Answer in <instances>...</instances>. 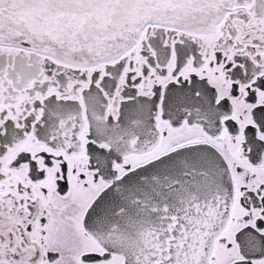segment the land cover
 Returning <instances> with one entry per match:
<instances>
[{
  "label": "snow or ice",
  "instance_id": "6c2138e0",
  "mask_svg": "<svg viewBox=\"0 0 264 264\" xmlns=\"http://www.w3.org/2000/svg\"><path fill=\"white\" fill-rule=\"evenodd\" d=\"M0 264H264V0H0Z\"/></svg>",
  "mask_w": 264,
  "mask_h": 264
}]
</instances>
